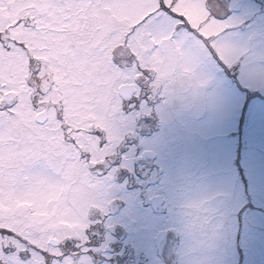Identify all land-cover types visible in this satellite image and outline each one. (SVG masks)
I'll use <instances>...</instances> for the list:
<instances>
[{
    "label": "snow or ice",
    "instance_id": "obj_1",
    "mask_svg": "<svg viewBox=\"0 0 264 264\" xmlns=\"http://www.w3.org/2000/svg\"><path fill=\"white\" fill-rule=\"evenodd\" d=\"M255 14L246 0H0V264H99L127 112L181 63L264 89V29L236 31Z\"/></svg>",
    "mask_w": 264,
    "mask_h": 264
},
{
    "label": "rangeland",
    "instance_id": "obj_2",
    "mask_svg": "<svg viewBox=\"0 0 264 264\" xmlns=\"http://www.w3.org/2000/svg\"><path fill=\"white\" fill-rule=\"evenodd\" d=\"M246 2L256 14L236 31L264 29V0ZM240 83L246 91L222 71L181 63L163 96L148 91L127 112L99 264H264V89ZM156 195L163 202L152 204ZM73 205L60 224L75 223L65 218L79 213Z\"/></svg>",
    "mask_w": 264,
    "mask_h": 264
},
{
    "label": "clouds",
    "instance_id": "obj_3",
    "mask_svg": "<svg viewBox=\"0 0 264 264\" xmlns=\"http://www.w3.org/2000/svg\"><path fill=\"white\" fill-rule=\"evenodd\" d=\"M198 198H199V194L193 193L191 195V197H190L189 202L187 203V206L189 207V205L192 204L193 202H195ZM195 211H196V209L192 208V211H191L190 215L194 216L195 215Z\"/></svg>",
    "mask_w": 264,
    "mask_h": 264
},
{
    "label": "water",
    "instance_id": "obj_4",
    "mask_svg": "<svg viewBox=\"0 0 264 264\" xmlns=\"http://www.w3.org/2000/svg\"><path fill=\"white\" fill-rule=\"evenodd\" d=\"M152 202H158L160 199L157 197V196H155V197H153L152 199ZM163 235H164V232L163 231H161V232H159L158 233V235L156 236V244H157V246L159 247V243H160V240L163 238Z\"/></svg>",
    "mask_w": 264,
    "mask_h": 264
}]
</instances>
